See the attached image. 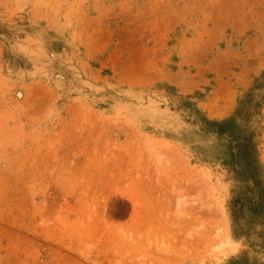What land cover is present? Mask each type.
<instances>
[{
  "label": "rangeland",
  "instance_id": "obj_1",
  "mask_svg": "<svg viewBox=\"0 0 264 264\" xmlns=\"http://www.w3.org/2000/svg\"><path fill=\"white\" fill-rule=\"evenodd\" d=\"M0 264H264V0H0Z\"/></svg>",
  "mask_w": 264,
  "mask_h": 264
}]
</instances>
